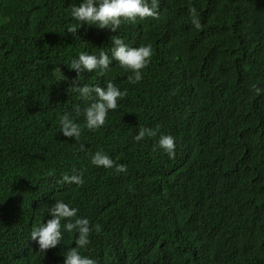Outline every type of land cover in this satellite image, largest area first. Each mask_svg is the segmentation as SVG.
Instances as JSON below:
<instances>
[{
	"label": "trees",
	"instance_id": "16d2710c",
	"mask_svg": "<svg viewBox=\"0 0 264 264\" xmlns=\"http://www.w3.org/2000/svg\"><path fill=\"white\" fill-rule=\"evenodd\" d=\"M82 2L0 0V264H64L77 232L44 254L30 239L56 200L90 221L81 254L96 264H264V0H159V19L68 33ZM115 35L152 45L143 79L129 83L115 60L82 74L80 86L111 81L127 96L103 127L63 136L58 116L83 126L90 104L69 88L71 61L111 56ZM160 134L175 138L174 158L153 151ZM97 151L127 172L94 166ZM74 173L82 185L58 183Z\"/></svg>",
	"mask_w": 264,
	"mask_h": 264
},
{
	"label": "clouds",
	"instance_id": "9594fccd",
	"mask_svg": "<svg viewBox=\"0 0 264 264\" xmlns=\"http://www.w3.org/2000/svg\"><path fill=\"white\" fill-rule=\"evenodd\" d=\"M159 0H83L79 5H73L71 8L72 17L78 22L67 28L68 33H77L85 24L96 26L100 29H109L111 32H117L122 23H136L137 20L146 18L159 19L160 12ZM191 23L197 30L202 29L201 21L195 7L189 9ZM112 47L111 56L105 51H100L99 55L82 52L78 58H74L69 69L76 72L77 77L70 82V89L79 94L82 100L90 101V104L83 109V126L75 122L71 113H64L58 116L60 132L68 138L80 140L82 127L90 131H96L103 127L108 119L110 111H115L118 107V101L127 96V90L121 91L113 82L109 81L106 88L100 86H80L79 78L84 73H91L99 70L103 75L109 70L112 62L118 61L121 68L132 73L128 77V82L137 84L143 79V70L146 69L153 56L151 44L141 45L139 47H129L124 40L118 36L111 37ZM60 75L63 76L60 71ZM64 77V76H63ZM66 79V78H65ZM252 90L256 95H260L261 89L255 84ZM75 115H81V109L76 106ZM159 126L156 128L140 127L138 134L134 137L136 142L147 138H155L159 133ZM175 138L171 135L160 134L157 143L153 146V151L162 150L168 157H175ZM80 150L84 151V145L81 144ZM91 163L96 167L112 168L116 173L127 172L124 164H116L108 155L97 151L91 156ZM61 184L80 186L84 183L82 173L72 175L65 174L58 181ZM47 207V215L51 217L47 223L34 226L30 233V239L37 242L39 252L46 253L60 245L63 239V231L68 233L77 232L75 247L68 249L64 254V264H96V261L86 255L81 254V249H86L90 244V234L93 226L87 218H77L79 209L71 207L63 200H56L55 203ZM67 221L62 225L61 221ZM96 232L102 230L100 224L94 226Z\"/></svg>",
	"mask_w": 264,
	"mask_h": 264
}]
</instances>
